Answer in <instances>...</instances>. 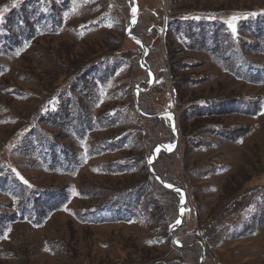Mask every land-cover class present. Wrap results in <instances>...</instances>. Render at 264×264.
I'll return each instance as SVG.
<instances>
[{
	"label": "rangeland",
	"instance_id": "rangeland-1",
	"mask_svg": "<svg viewBox=\"0 0 264 264\" xmlns=\"http://www.w3.org/2000/svg\"><path fill=\"white\" fill-rule=\"evenodd\" d=\"M260 13L264 0H0V264H200L203 246L201 264H264V82L171 27Z\"/></svg>",
	"mask_w": 264,
	"mask_h": 264
},
{
	"label": "trees",
	"instance_id": "trees-1",
	"mask_svg": "<svg viewBox=\"0 0 264 264\" xmlns=\"http://www.w3.org/2000/svg\"><path fill=\"white\" fill-rule=\"evenodd\" d=\"M171 27L176 29V35L186 42L189 46L188 49H199L205 54L216 58L219 64L230 65L234 76L246 84L252 85L250 82H264L263 66L249 58L246 52L249 47L248 44L256 43L258 39H264V14L247 15L238 24L228 23L221 18L205 20L195 17H181L178 20L172 19ZM233 27L236 29L235 33ZM55 33L56 30H53L51 36H56ZM255 43L251 46L253 50L255 49ZM99 65H102V62ZM99 65L94 63L90 68L93 70ZM246 68H250V71H246ZM98 74L103 75L102 72ZM81 77L83 75L78 76L77 81ZM70 90L72 91L71 88ZM63 96L65 97L64 100H62ZM56 99L63 101L61 109L68 117L71 116L72 111L76 112V106L68 99V95L62 94L61 96L60 94V98L56 97ZM224 103L222 104L223 107L232 104V101ZM62 104L59 103L58 105L61 106ZM61 115L63 118L60 121L67 118L66 115ZM54 119L53 115L47 118L50 122ZM15 171L17 173V170Z\"/></svg>",
	"mask_w": 264,
	"mask_h": 264
},
{
	"label": "water",
	"instance_id": "water-1",
	"mask_svg": "<svg viewBox=\"0 0 264 264\" xmlns=\"http://www.w3.org/2000/svg\"><path fill=\"white\" fill-rule=\"evenodd\" d=\"M133 24V23H132ZM132 24H131V26H130V29H129V31H131V29H132ZM128 37H130L133 41H135V42H137L138 44H141V41H139V40H137V39H135V38H133L131 35H130V33H128ZM142 45V44H141ZM138 107V106H137ZM138 110H139V108H138ZM170 115H172V117H173V124H174V134H175V136L177 137V131H178V127H177V117H175V115L174 114H172V113H170ZM163 116H164V114H163ZM162 116V117H163ZM177 144L175 145V147L173 148V150L171 151L172 153L176 150V148H178V145H179V139H177ZM159 150L160 151H162V150H164V151H167V152H170L169 150H168V148H166V147H164V146H160L159 147ZM156 158H157V155H156V153L154 154V161L156 160ZM160 180V179H159ZM161 181V183L162 184H164L163 183V181L162 180H160ZM185 195H186V199H185V202H186V200H187V194H186V192L184 193ZM182 220H183V217H182V215H180V223H179V225H181L182 224ZM177 228V225H175L173 228H172V230L170 231V234H171V236H172V231L173 230H175ZM203 250H202V253H201V256H200V260H201V262H200V264L204 261V256H205V254H204V251L206 250L205 249V247L203 246V248H202Z\"/></svg>",
	"mask_w": 264,
	"mask_h": 264
},
{
	"label": "snow or ice",
	"instance_id": "snow-or-ice-1",
	"mask_svg": "<svg viewBox=\"0 0 264 264\" xmlns=\"http://www.w3.org/2000/svg\"><path fill=\"white\" fill-rule=\"evenodd\" d=\"M235 31H236V29L233 27V32L235 33ZM21 179H23V177H21ZM24 183L27 184L28 182L25 180ZM166 186L169 188L172 187V185H166ZM177 191H179V190H177ZM177 223H179V221H177Z\"/></svg>",
	"mask_w": 264,
	"mask_h": 264
},
{
	"label": "bare ground",
	"instance_id": "bare-ground-1",
	"mask_svg": "<svg viewBox=\"0 0 264 264\" xmlns=\"http://www.w3.org/2000/svg\"><path fill=\"white\" fill-rule=\"evenodd\" d=\"M156 155H157V153H156Z\"/></svg>",
	"mask_w": 264,
	"mask_h": 264
}]
</instances>
